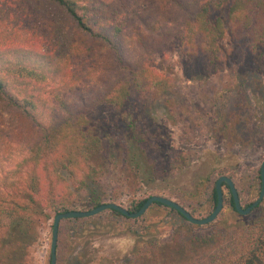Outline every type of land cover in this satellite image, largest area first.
<instances>
[{"label":"trees","instance_id":"trees-1","mask_svg":"<svg viewBox=\"0 0 264 264\" xmlns=\"http://www.w3.org/2000/svg\"><path fill=\"white\" fill-rule=\"evenodd\" d=\"M36 1L43 10L33 13L17 6L15 0H0V105L21 120L6 138L0 135V264H27L24 250L31 227L52 220L58 212L86 210L102 203L90 188L102 179L98 163L102 140L87 113L96 104L119 108L132 91L169 86L170 76L152 66L154 53L163 49L166 41H176L185 54H203L221 64L235 42L250 53L264 44V0H164V7L154 6L138 21L129 20L120 0ZM84 57H91L93 66L106 58L117 70L101 79L93 68L77 65ZM231 88L227 84L212 99L213 118L207 129L220 139L224 152L236 145L251 146L253 140L235 126L242 107L227 108ZM248 108L244 117L247 132L255 120L264 131V109L259 118ZM130 114L122 117L133 134L136 125ZM120 145L124 149L117 153L120 158L115 166L121 182L130 183L126 187L131 196L120 202L118 190L108 195L106 202L127 211H137L150 195H162L192 217L203 218L214 207V182L219 175L231 179L241 208L258 195L256 168L247 176L210 172L182 193L181 199L172 198L170 189L158 186L153 192L133 196L139 185L169 183L183 171L194 151L171 147L161 161L146 155L144 148ZM221 189L222 208L214 220L225 210L235 212L225 183ZM79 191L89 193L85 207L78 206ZM154 207L192 225L174 209L152 202L136 218L105 209L89 217L61 219L57 238L63 222L78 230L84 221L98 218L118 227L124 223L125 229L140 235L146 228L144 217ZM214 238L205 264H264V195L238 227L216 232ZM56 249L57 244V258ZM162 253L167 252L161 243L151 239L136 247L127 264H162ZM90 258L77 255L71 264H91Z\"/></svg>","mask_w":264,"mask_h":264},{"label":"rangeland","instance_id":"rangeland-1","mask_svg":"<svg viewBox=\"0 0 264 264\" xmlns=\"http://www.w3.org/2000/svg\"><path fill=\"white\" fill-rule=\"evenodd\" d=\"M120 1L130 21H138L146 17L154 6L162 8L166 4L164 0ZM15 4L33 13L43 10L39 9L36 0H15ZM233 44L234 49L221 64L203 54H185L176 41L168 40L163 49L154 53L152 66L170 76L169 86L143 92L132 91L119 108L96 104L89 110L87 117L90 124L102 140L98 163L103 169L101 181L90 184V188L100 195L102 202L118 190L121 191L120 202L131 196L126 187L130 183L121 182L122 176L115 166L120 158L117 153L124 149L120 145L122 143L137 149L144 148L146 155L161 161L171 147L194 151L183 171L171 178L169 183L157 181L139 185L133 196H141L145 191L153 192L158 186L170 189L172 198L181 199L182 193L191 190L195 182L210 172L224 171L247 176L259 167L264 157V131L260 130L259 120H255L249 124L251 130L247 132L244 117L248 115V107L257 117H262L264 44L252 53L240 42ZM91 61V57H84L77 61V65L93 68L101 79L109 78L117 70L116 65L106 58L99 60L96 66L90 65ZM227 84L232 87L227 97V108L234 111L237 105L242 107L235 126L244 135L252 136L253 140L251 146L239 148L236 145L229 152H224L220 139L211 136L207 129L213 118L211 101ZM127 112L135 119L133 134L122 117ZM20 121L16 113L6 112L0 105V135L6 138L20 125ZM76 195L78 206L85 207L89 193L79 191ZM245 215L225 210L210 225H186L178 215L154 207L145 215L146 228L140 235L125 229L124 223L119 227L113 226L112 221L100 218L84 221L78 230L63 222L56 239L55 263L71 264L75 256L86 254L91 257V264H127L140 243L155 239L167 252L162 253V264H205L215 244V233L235 229L244 221ZM51 222L47 219L29 229L24 250L27 264H45Z\"/></svg>","mask_w":264,"mask_h":264},{"label":"water","instance_id":"water-1","mask_svg":"<svg viewBox=\"0 0 264 264\" xmlns=\"http://www.w3.org/2000/svg\"><path fill=\"white\" fill-rule=\"evenodd\" d=\"M259 191L257 197L246 207L241 208L239 204V199L234 188V185L229 177L226 175H219L214 182V190H215V204L211 212L203 218H195L192 217L182 206H180L175 201L164 197L162 195H150L148 196L145 201L142 203L140 208L137 211H127L117 203L113 202H102L97 206H94L90 209L86 210H69L56 213L51 222V230H50V241H49V263L48 264H55V247H56V239H57V230H58V222L61 219L65 218H82V217H89L92 215L97 214L98 212L105 210V209H112L118 211L119 213L130 217L136 218L140 216L152 202H158L162 205L170 207L177 211L187 222L195 225H204L211 221H213L218 214V212L222 208V189L221 183H225L229 189V192L232 197L233 207L236 213L245 215L249 213V211L255 207L259 201L262 199L264 195V157L260 161L259 167Z\"/></svg>","mask_w":264,"mask_h":264}]
</instances>
